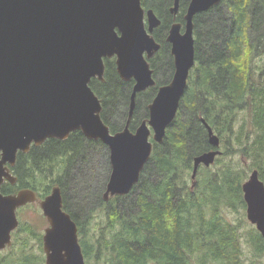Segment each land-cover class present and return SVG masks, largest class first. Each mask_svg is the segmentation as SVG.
I'll return each mask as SVG.
<instances>
[{
  "label": "trees",
  "instance_id": "16d2710c",
  "mask_svg": "<svg viewBox=\"0 0 264 264\" xmlns=\"http://www.w3.org/2000/svg\"><path fill=\"white\" fill-rule=\"evenodd\" d=\"M141 5L160 18L152 35L165 43L170 1L142 0ZM254 9L256 13H251ZM212 11L202 27L195 26L196 64L189 91L184 92L162 144L153 143L131 195L111 197L93 215L101 219L94 244L91 224L78 226L86 264H255L246 262L241 245L246 222L242 184L253 170L264 184V0H257L255 8L251 0H222ZM168 47L150 62L169 60L164 51ZM105 77V83L97 85L94 80L89 85L103 104V121L116 131L126 121L131 87L116 75L111 59ZM150 91V97L137 96L133 117L137 124L147 117V108L143 111L140 103L152 100ZM202 120L219 138L221 154L212 165L199 166L191 186L193 158L212 149ZM89 145L103 146L75 131L65 140L49 139L26 154L18 153L13 168L18 181L3 183L0 192L32 188L42 199L57 185L64 210L77 221L87 206L78 213L72 202L67 204L63 180ZM56 170L62 180L48 181V174ZM239 210L241 219L229 218ZM251 227L248 242L253 256L261 258L264 241ZM41 237L31 224L20 222L11 234V246L0 252V264H45Z\"/></svg>",
  "mask_w": 264,
  "mask_h": 264
},
{
  "label": "water",
  "instance_id": "95a60500",
  "mask_svg": "<svg viewBox=\"0 0 264 264\" xmlns=\"http://www.w3.org/2000/svg\"><path fill=\"white\" fill-rule=\"evenodd\" d=\"M218 1L191 0L182 35L178 24L170 26L166 41L175 68L170 82L158 88L148 105V118L134 133L128 120L123 130L111 134L89 82L94 77L103 80V59L115 57L120 78L135 80L130 119L136 94L155 85L146 61L159 48L150 35L160 24L153 11L146 12V29L140 0H0V187L4 180L16 182L8 166L14 165L18 152L80 131L109 149L104 200L129 194L150 158L153 142L162 144L179 111L195 64L192 18ZM176 7L177 0L171 11ZM202 123L212 150L193 158L191 186L199 166L212 165L221 154L219 138ZM242 193L246 219L264 241V184L256 170L242 184ZM36 199L30 189L0 192V252L11 246V234L19 225L16 210ZM39 207L48 223L42 236L45 264H85L77 226L62 210L59 186L51 188Z\"/></svg>",
  "mask_w": 264,
  "mask_h": 264
},
{
  "label": "rangeland",
  "instance_id": "374dc122",
  "mask_svg": "<svg viewBox=\"0 0 264 264\" xmlns=\"http://www.w3.org/2000/svg\"><path fill=\"white\" fill-rule=\"evenodd\" d=\"M208 22L209 21H207V23ZM159 78L163 80L165 77L161 75L159 76ZM144 102L142 104L143 111L145 108ZM81 156H83V158L80 157L74 160V162L69 167L70 169L68 174L64 176L63 180L67 204L68 202H72L71 204L76 206V212L78 213V208H82L83 206H87L86 208L87 210L89 209V211L92 210V208L90 207L91 205L97 207V204H95L96 198L98 197L97 194L99 193L100 197V193L101 191H103V187L106 186L110 174V167L108 166V149L106 147L99 145H89L87 146V151L83 152ZM56 177H60L62 180V176L57 172V170L48 174L47 176L48 181L55 180ZM191 182L192 180L190 181L189 178L188 183ZM132 191L133 189L131 190V192ZM69 208L71 207L69 206ZM95 213H98L97 209ZM228 216L233 220L237 218L241 219L243 216V210L229 213ZM17 217L19 222L23 221L31 224L35 228V230L39 231L41 234H43L44 229L47 227V222L45 220V217L42 215V211L38 204H33L31 205V207L19 212L17 214ZM92 220L93 223L90 227L91 233H93L94 235L91 238V241L94 244L96 240L95 234L98 228L97 224L101 222V219L92 216ZM245 221L246 222H244L241 227V245L244 252L243 256L246 258L247 263H250V261H255V264H264L263 256L261 258H259L256 254L253 256L252 246H250V243L248 242L252 224L250 225L246 217ZM91 264L96 263L92 261Z\"/></svg>",
  "mask_w": 264,
  "mask_h": 264
},
{
  "label": "flooded vegetation",
  "instance_id": "af4514ba",
  "mask_svg": "<svg viewBox=\"0 0 264 264\" xmlns=\"http://www.w3.org/2000/svg\"><path fill=\"white\" fill-rule=\"evenodd\" d=\"M141 1H142V0H140V6H141V8H142V10H143V12H144V16H143V24H144V27H145L146 29H148V23H147V18H146V12H147V10H152V9H147V10L145 11V10L143 9L142 5H141ZM168 1H170V3H171V5H170V7H169V9H168V13H169V15H171L169 29H170V26H171L172 24H178V25L180 26L179 32H180V34L182 35L183 32H184V28H185V20H184V16H185V14L187 13V10H188V8H189V5H190L191 0H177V7H176V10H175V11H171V9L174 8V6H175V0H168ZM251 1L254 3V8H255L256 3H257V0H251ZM221 2H222V0H219L216 4H214V5L210 6V7H208V8L205 9V10L198 11V12H196V14H194V16H193V18H192V22H193V26H194V28H193V32H192V36H193L194 42H195V36H196L195 26H196V25H201V27H202V24L205 23L206 20L208 19V17L210 16L209 13H212V12H213L212 10H214L217 6H219ZM227 2L230 3V2H233V0H226V3H227ZM152 11H153V10H152ZM227 12H228V11H227ZM153 13L155 14L154 11H153ZM251 13H256V10L254 9ZM155 16L159 19L160 24H161V20H160V18L158 17V15L155 14ZM199 18H200V19H199ZM160 24H159V26H160ZM159 26H156V27H154V28L152 29V31H151V33H150V35H151L152 37H153L152 33H153V32H154ZM169 29H168V31H167V33H166L165 43H160V42L156 41V40L154 39V37H153V39L155 40V42L159 45V48H158V50L154 53V55H153L151 58L146 59V61H147V63H148L149 69L152 71V75H151V76H152L153 80L155 81V85H154L153 87L147 88L146 90H144V91H142V92H138V93L136 94V96H135V106H134V110H135V107H136L137 96H138L139 93H144V95H146L145 97H150V94L148 93V90H151L150 92H151V94H152L153 97H154V96L156 95V93H157L158 88H159L160 86H163V85H165V84H168V83L170 82V80H171L173 74H174L175 68H174L173 56H172V54H171V44L168 43V42L166 41V38H167L168 33H169ZM167 44L169 45V47H168V49H166V50H164V51L167 52V50H168V53H169V60H160V59H161V58H160V59H156L155 61L150 62L152 59L155 58V55H156L159 51H161L162 49H164V48L166 47ZM108 59H109V60H110V59L112 60L113 65H114V70H115V72H116V75L120 78V76L118 75L117 70H116L115 57H112V58H104V59H103V65H104V72H103V76H102V77H103V80H100V79L94 77V78H92L90 81H94V80H95V82H96L97 85H99L100 83H105V81H106L105 74H106V67H107V65H108ZM166 64H168V66H166ZM195 64H196V61H195ZM195 64H194V66L191 68V70H190L189 73H188V78H187V82H186V88H185V91H184V92H188V91H189V85H190V81H191V73H192V71L194 70ZM158 66H161V67H158ZM160 73H161L162 76L165 77L163 80L159 78V76H161ZM157 78H159V79L161 80V83L158 82ZM120 79H121V78H120ZM121 80H122V79H121ZM122 81H124L125 83H128V84H129V87H131V89H130V91H129V104H130V96H131V93H132L133 86H134V84H135V80H134L133 78H130V79L127 80V81H125V80H122ZM89 83H90V82H89ZM89 86H90V85H89ZM90 88H91V87H90ZM91 90L93 91L92 88H91ZM93 92H94V91H93ZM94 94H95V92H94ZM95 95H96V94H95ZM96 97L100 100V104H101V107H102L101 111H102V110H103V104H102V102H101V99H100L97 95H96ZM152 99H153V98H152ZM151 101H152V100H149L148 102H144V107L147 108V112H148V105L150 104ZM140 104H141V107H142V104H143V103H140ZM139 108H140V105L138 106V109H139ZM134 110H133V114L131 115L130 119H128V112H129V105H128L126 121L124 122L123 127H122L121 129L116 130V131H111L110 127H109V126L103 121V119H102V117H101V112H100V117H101L102 121L104 122V124L107 125V127L109 128V131H110L111 134H114V133H116V132H119V131L123 130V128L126 126V123L128 122V120H129V122H128V126H127V127H128V129H129L130 132L134 133L135 130L138 128V126L141 124V122L144 121V120H146V119L148 118V114H147V117L143 118L138 124L135 123V122L133 121ZM74 132H75V131H74ZM72 133H73V132H72ZM70 134H71V133H70ZM70 134H69V135H70ZM82 135H83V134H82ZM68 137H69V136H68ZM68 137H67V138H68ZM207 137H208V134H207ZM67 138H66V139H67ZM52 139H55V138H52ZM58 140H59V139H58ZM64 140H65V139H64ZM150 140H151V138H150ZM93 141H99V140H93ZM44 143H45V142H44ZM153 143H154V142H153ZM102 144H103V143H102ZM41 145H42V144H41ZM41 145H40V146H41ZM33 146H34L33 144L30 145L29 151H30V149H31ZM103 146L106 147L104 144H103ZM35 147H39V146H35ZM106 148H107V147H106ZM219 148H220V147H219ZM107 149H108V148H107ZM211 150H212V149H211ZM29 151H28V152H29ZM220 151H221V150H220ZM28 152H26V153H28ZM18 153H23V152H18ZM18 153H17V154H18ZM26 153H23V154H26ZM16 158H17V156H16ZM108 162H109V149H108ZM192 164H193V162H192ZM16 165H17V161L15 160L14 165L11 166V167L8 166V168H9V171H10L11 175H13L14 177H16V181H18V177H17V175H15V173H14V169H13V168L16 167ZM109 167H110V163H109ZM22 169H23V167H21V172H22ZM3 183H9V182L6 181V180H4ZM15 183H16V182H15ZM15 183H14V184H15ZM9 184H10V183H9ZM14 184H11V185H14ZM106 184H107V183H106ZM54 186H57V185H53L52 187H54ZM52 187H51V188H52ZM59 188H60V187H59ZM23 189H30V190H33L32 188H21V189L17 190L15 193H9V194H16L18 191L23 190ZM105 189H106V186L103 187V191H101L99 199L96 200V202H95V204H97V207L94 206V205H91L90 207L92 208V210L89 211V209H88V210L85 209L86 212L84 211V213H82V214L79 215V217H80L79 219H80V220H79V219H78L77 221H74V220H73L74 223H75L76 226H77V232H78V226H79V225H88V224H91V225H92V223H93L92 216L95 214L96 209L99 210V209H102V208H104L105 206H107V204H108V200H109L111 197H109V199L106 200V201L104 200V198H103V194H104V192H105ZM33 191H34V190H33ZM50 191H51V189H50ZM50 191H49V193H50ZM60 191H61V189H60ZM34 192H35V194H36L37 199H36L35 202H33V203H29V204H38V206H39V202H40L44 197H46V196L49 194V193H48V194L45 195L42 199H39V197L37 196L36 191H34ZM61 196H62V210H63L64 212L68 213L66 209L64 210L62 191H61ZM113 197H115V196H113ZM29 204H26V205H24V206L18 208L17 211H16V215H17L19 212H21V211L23 210V208L26 207V206L29 205ZM68 214H69V213H68ZM69 216H70V215H69ZM17 218H18V217H17ZM70 218H71V217H70ZM45 220H46V219H45ZM18 221H19V220H18ZM46 222H47V220H46ZM19 224H20V222H19ZM47 226H48V223H47ZM45 229H46V228H45ZM45 229H44V230H45ZM43 234H44V231H43ZM43 234H42V236H43ZM41 238H42V237H41ZM79 238H80V237H79V234H78V240H79ZM42 251H43V242H42ZM43 255H44V251H43ZM44 261H45V255H44ZM85 264H86V263H85Z\"/></svg>",
  "mask_w": 264,
  "mask_h": 264
},
{
  "label": "bare ground",
  "instance_id": "6f19581e",
  "mask_svg": "<svg viewBox=\"0 0 264 264\" xmlns=\"http://www.w3.org/2000/svg\"><path fill=\"white\" fill-rule=\"evenodd\" d=\"M49 139H52V138H48V139H46L44 142H46V141L49 140ZM44 142H43V143H44ZM16 211H17V210H16Z\"/></svg>",
  "mask_w": 264,
  "mask_h": 264
}]
</instances>
